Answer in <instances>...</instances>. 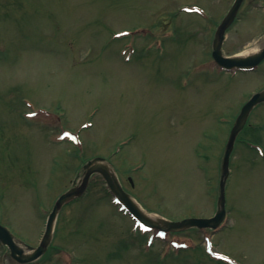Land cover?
<instances>
[{"label": "rangeland", "instance_id": "1", "mask_svg": "<svg viewBox=\"0 0 264 264\" xmlns=\"http://www.w3.org/2000/svg\"><path fill=\"white\" fill-rule=\"evenodd\" d=\"M234 1L0 0V224L16 240L39 246L56 201L95 158L150 215L214 217L232 127L264 90V63L231 74L200 63L211 52L200 40ZM262 2L229 29L225 56L264 41ZM225 196L215 232H138L94 174L32 264H264V103L237 137ZM0 264H18L1 243Z\"/></svg>", "mask_w": 264, "mask_h": 264}, {"label": "water", "instance_id": "2", "mask_svg": "<svg viewBox=\"0 0 264 264\" xmlns=\"http://www.w3.org/2000/svg\"><path fill=\"white\" fill-rule=\"evenodd\" d=\"M241 2L242 0H236L230 13L227 15V17L220 25L213 46V57L220 66L226 69H233L235 67L243 68V69L252 68L255 65L259 64L264 59V46L259 53L246 57L235 56V57L227 58L223 56L222 44L223 41L225 40V32L228 26L232 24V22L234 21L237 11L241 5ZM262 102H264V91L254 95L244 105L236 121V124L231 131V135L226 146L223 163H222V174L220 179V197L218 202V210L214 217L209 219L191 218V219H185L180 222H173L163 219H153L151 217H148L137 206L134 199L124 191L113 169L106 164L104 159L98 158L95 159L94 161L89 162L84 167L86 172L84 179L80 183V186L74 187L70 191L63 194L58 199L52 213L49 216L46 232L38 248L34 249L32 247H27L28 251H31L32 253H26V251L14 241V239L9 234V232L1 225H0V241L4 245H7L9 247L12 257L15 260L19 261L20 263H30L40 258L47 251V248L52 241L55 221L57 219L60 209L67 201L83 194L84 190H86L87 184L89 182V178L93 173L101 174L105 179V181L107 182L110 190L116 195V197L127 208V210L135 218L140 220L144 225L148 227L157 228L162 231H173V232L185 231L192 228H198V229L218 228L221 225V223L224 221L226 216L225 189L230 174V168H229L230 158L234 149L235 141L237 139L238 134L245 127V124L252 110Z\"/></svg>", "mask_w": 264, "mask_h": 264}, {"label": "flooded vegetation", "instance_id": "3", "mask_svg": "<svg viewBox=\"0 0 264 264\" xmlns=\"http://www.w3.org/2000/svg\"><path fill=\"white\" fill-rule=\"evenodd\" d=\"M235 2V1H234ZM263 4V2H262V0H242V2H241V5H240V9H239V11H238V13H237V16H236V19L234 20V22H233V24L235 23V22H237L236 20H241L242 19V17H243V13H242V11H244V9H246L247 11H252V10H255V9H257V5H258V7H260L261 5ZM196 6H198V7H200V8H202L203 9V11H199V14L197 13V15H195L196 17H199L201 20H204L206 23H208V24H210L211 26H214L215 24H216V22L214 21V20H212V16L209 14V11L203 6V5H199V4H195ZM233 6V5H232ZM245 7H247V8H245ZM230 10H231V8L227 11V13L221 18V20H220V22L217 24V26H216V31H217V28L219 27V25L222 23V21H223V19L225 18V16L230 12ZM208 14V15H207ZM218 16H220V15H218ZM217 16V17H218ZM214 17V16H213ZM216 17V18H217ZM215 18V17H214ZM233 24L228 28V30L233 26ZM197 30V32H200V30L199 29H196ZM227 30V31H228ZM216 31H215V33H214V36H213V38L211 39V41L210 42H207V41H205V43L202 41V40H200V45L202 46V50L204 49L205 51H209V50H211V52H210V58H208V59H205V60H202V61H209V60H213V58H212V46H213V43H214V40H215V37H216ZM195 36H196V34H195ZM197 37V36H196ZM202 43V44H201ZM262 43H260L259 45H258V47L259 48H261L262 46ZM203 50V51H204ZM208 53V52H207ZM264 63V61L261 63V64H263Z\"/></svg>", "mask_w": 264, "mask_h": 264}, {"label": "bare ground", "instance_id": "4", "mask_svg": "<svg viewBox=\"0 0 264 264\" xmlns=\"http://www.w3.org/2000/svg\"><path fill=\"white\" fill-rule=\"evenodd\" d=\"M257 50V49H256ZM252 52H255V50H252L250 52H245V53H242L240 56H246L248 53H252ZM260 70V69H259ZM135 203L137 204V206L141 209V211L143 213H145V215H147L148 217H151L153 219H159L158 217H156L155 215H150L148 212H146L136 201Z\"/></svg>", "mask_w": 264, "mask_h": 264}]
</instances>
